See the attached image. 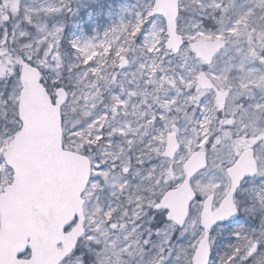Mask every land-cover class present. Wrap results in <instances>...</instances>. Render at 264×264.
<instances>
[{
    "label": "snow or ice",
    "instance_id": "1",
    "mask_svg": "<svg viewBox=\"0 0 264 264\" xmlns=\"http://www.w3.org/2000/svg\"><path fill=\"white\" fill-rule=\"evenodd\" d=\"M71 4L0 0V149L30 134L34 87L59 113L45 157L88 168L45 244L30 213L55 185L0 151V264H264V0H142L83 44L65 40ZM239 212L261 227L221 252Z\"/></svg>",
    "mask_w": 264,
    "mask_h": 264
},
{
    "label": "water",
    "instance_id": "2",
    "mask_svg": "<svg viewBox=\"0 0 264 264\" xmlns=\"http://www.w3.org/2000/svg\"><path fill=\"white\" fill-rule=\"evenodd\" d=\"M26 114L31 122L30 134H22L17 140L9 144L5 156L8 161L17 159L23 160L30 168L38 169L46 174V178L54 183L56 195L54 198L45 196L43 193L36 197L37 213H30L36 224L35 231L45 244L56 238L59 231L58 225L67 219H71V213L76 208V200L79 193L75 192L76 185L83 187V181L87 178L88 168L79 163L80 157L75 152L66 150L60 153L63 163L56 166L50 159L46 158L44 149L55 142V147L59 150L61 137V127L59 123V113L47 103L46 96L36 93L35 88H31L26 101ZM200 161L195 158L189 160L185 167L198 165ZM14 185H9L12 187ZM187 188V182L180 186ZM190 191V189H188ZM236 215L239 216V213ZM228 219H231L229 217ZM7 228V223H5ZM80 230L78 224L73 232ZM68 235H71L68 234ZM21 242L24 236L20 235ZM47 259L45 258L46 264Z\"/></svg>",
    "mask_w": 264,
    "mask_h": 264
},
{
    "label": "rangeland",
    "instance_id": "3",
    "mask_svg": "<svg viewBox=\"0 0 264 264\" xmlns=\"http://www.w3.org/2000/svg\"><path fill=\"white\" fill-rule=\"evenodd\" d=\"M142 0H72V11L65 12L60 16L63 24L65 38L68 41L80 40L83 44L94 38L102 37L109 28L127 23L132 20L140 10ZM95 6V7H94ZM142 39V38H141ZM210 36H201V40H211ZM217 40L222 37H216ZM140 42L139 40L137 41ZM89 141L85 138L84 143ZM73 145H67L66 149ZM76 148L82 145H75ZM0 151H6L0 149ZM7 183V181H5ZM259 182V180H258ZM243 217L236 223H232L227 230L223 226L215 239L220 242V251H226L228 245L235 243V236L232 235L238 228L259 230L261 223L256 217H249L240 212Z\"/></svg>",
    "mask_w": 264,
    "mask_h": 264
},
{
    "label": "flooded vegetation",
    "instance_id": "4",
    "mask_svg": "<svg viewBox=\"0 0 264 264\" xmlns=\"http://www.w3.org/2000/svg\"><path fill=\"white\" fill-rule=\"evenodd\" d=\"M249 179L251 180V178H249ZM256 180L257 181L259 180V182H264V180H262L260 177H257Z\"/></svg>",
    "mask_w": 264,
    "mask_h": 264
},
{
    "label": "trees",
    "instance_id": "5",
    "mask_svg": "<svg viewBox=\"0 0 264 264\" xmlns=\"http://www.w3.org/2000/svg\"><path fill=\"white\" fill-rule=\"evenodd\" d=\"M97 1H98V0H97ZM65 40H66V41H68V39H67V38H65Z\"/></svg>",
    "mask_w": 264,
    "mask_h": 264
}]
</instances>
